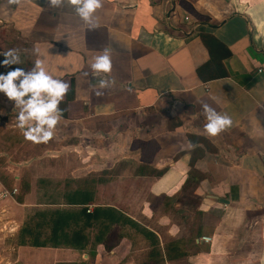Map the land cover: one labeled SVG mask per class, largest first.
Listing matches in <instances>:
<instances>
[{"label": "crops", "instance_id": "1", "mask_svg": "<svg viewBox=\"0 0 264 264\" xmlns=\"http://www.w3.org/2000/svg\"><path fill=\"white\" fill-rule=\"evenodd\" d=\"M204 36L215 41L211 51ZM105 48L112 70L97 76L90 61ZM8 49L19 50L22 63L2 66L0 55V74L30 71L41 58L69 84L57 128L71 152L56 157L54 136L46 150L31 152L26 171L15 166L14 185L25 186L19 206L54 184L55 161L68 159L67 176L78 177L80 191L95 187L86 206H112L124 216L128 233L118 238L136 257L127 264H264V0H103L91 24L71 6L0 0V52ZM204 65L211 66L201 77ZM101 78L115 84L98 89ZM204 104L231 116L232 126L203 134ZM16 117L14 102L0 93V127H16ZM45 160L46 173L34 168L43 170ZM6 177L1 191L12 182ZM110 181L112 203L103 205L99 188ZM125 191L136 197L127 210ZM71 202L61 206L83 207ZM29 247H12V263L23 262ZM54 249L43 250L53 264L78 262L77 251Z\"/></svg>", "mask_w": 264, "mask_h": 264}, {"label": "rangeland", "instance_id": "2", "mask_svg": "<svg viewBox=\"0 0 264 264\" xmlns=\"http://www.w3.org/2000/svg\"><path fill=\"white\" fill-rule=\"evenodd\" d=\"M61 130L62 129L56 128V146L54 147L55 150L59 153V155H57L56 157L60 158H62L65 153L71 152L70 148H67V146H69L67 142L68 140L62 139L65 138V134H63ZM77 140H79L78 136L76 138V141ZM44 144L45 143L35 144L25 140L23 135L21 134V131L17 127L12 126V124H10L9 126L0 127V177L7 176V179L12 178V182L7 186V191L14 186L18 189V194L16 196H7L8 198L3 196L2 191L0 190V264H13L12 260H14V258L12 256L13 252L11 251V248L15 247L16 245L24 247L31 246L29 247L31 248L30 251L23 250L20 252V254L22 255H20V257L23 261L20 264H53V258L51 257V255H47L43 251L45 248H52V244H49L46 241L48 237L51 236V231L50 228H48V225L43 222V217H37L36 213H42L39 211H43V213H45L46 215L44 219L48 220L49 215L55 210L66 212L70 210L78 211L79 209H81L76 206H61V204H67V202H69L75 195V193H77V191H80L82 187V183H79L80 180L78 179V177L72 178L70 176H67L68 169H66V166L71 162L68 159L66 163L63 162V159L60 161H55V183H51L49 188L48 186L42 187V191H37L36 193L34 192L31 198L25 200L26 202H31L32 205L28 206V203L26 204V206H19L16 203L18 197L21 195L23 196L25 192V186L14 185L16 183V179L18 178V175H16V171L14 170V168L17 165L16 167H19L21 169V173L22 169H24L23 171H26V167H28V164L31 167L30 163L32 162V160L29 158L31 157V152L35 151L34 149H36L37 147V149H39L40 151L46 150L44 149V146L48 143H46L45 145ZM78 144L79 142L76 143V145ZM80 160L81 158L79 154L77 162H79ZM46 163V160L41 162V164L44 165L43 170L42 166L41 168H39V166H35L34 168L46 173ZM91 177H93L92 179L96 178L94 175ZM27 178L33 179L32 175ZM118 178L119 176H117V179ZM105 179H110V176H105ZM121 179L126 182L128 177H122ZM39 183L40 182L36 184V189L39 188ZM109 183L111 184H105L103 185V188H99V192L103 196L100 203L103 205H111L112 203L110 195L112 194L111 189L113 187V183L111 181ZM94 188L90 187L89 191L87 192L95 194ZM29 189L32 190V186H29ZM28 192V194H30V191ZM87 192H84V194ZM133 193L134 192L128 191L124 192L125 203L131 197V200L127 202L128 206L127 208H125L126 210L130 209V206L133 208V205L136 202V197L132 196ZM47 196L49 200L47 199ZM47 201L52 202L48 209L45 207L37 206L40 205V203H44ZM71 203L78 205L79 202L74 201ZM83 207L85 208L89 206L84 205ZM96 208H98V206H95L94 209L93 207L91 208L93 213ZM102 209H106V211L112 210L113 212L110 214V217L107 216L108 220L99 218L97 221H92L90 227H88L86 224V229H84L83 233H85L87 236V244L89 250L77 251L79 254L76 257L74 256L73 259H76V261L78 262L73 263H81L82 261H85L86 264H127L129 260H131L130 262H132V260L136 258L134 257L135 255L124 251L125 248H128L129 246L127 245L128 242L123 241L125 244H120L122 243V241H119L118 238L119 233H128L125 228L129 226L120 224V220L123 215L112 206H104L102 207ZM79 224H82V222H79L78 225ZM118 224H120V229L117 227L119 226ZM71 228H75V226H72ZM132 231L133 230H130V233ZM13 235L14 237H10ZM34 239L39 242V246H33L32 243H34ZM98 239L100 244L106 245L105 249L102 250L101 248H99L97 251L98 257H96V259L94 260L89 259V261H87L85 255L91 254L89 253L90 251L96 253L97 246L99 244L94 245V242H96ZM138 244L140 245L139 241ZM139 245L136 246L139 247ZM61 249L62 248H55L54 250H57L56 252H58ZM82 253H85V255L82 256ZM16 255L17 254L15 253L14 257ZM143 257L144 256H141L138 259L142 261ZM58 259L59 257L57 256L56 260ZM153 259L154 260H149V262H155V259H157V257H153Z\"/></svg>", "mask_w": 264, "mask_h": 264}, {"label": "clouds", "instance_id": "3", "mask_svg": "<svg viewBox=\"0 0 264 264\" xmlns=\"http://www.w3.org/2000/svg\"><path fill=\"white\" fill-rule=\"evenodd\" d=\"M11 3H19L20 0H8ZM53 7L67 5L74 8L77 16L86 24H91L94 14L103 7V0H48ZM39 57L40 50L35 49ZM4 56L2 66L19 65L22 63L19 50L8 49L0 52ZM90 69L93 74H109L112 70L111 50L105 48L95 54L90 61ZM87 75V74H86ZM114 80L101 78L98 89L112 87ZM69 91V84L55 78L48 68L46 61L37 58L30 71L17 67L0 74V93H3L9 101L14 102L17 111L16 127L21 131L24 139L35 144L48 143L55 136L57 125L63 118V110L59 107ZM97 96L103 95L102 91H96ZM206 123L203 125V134L210 137L218 136L230 128L233 124L231 116L227 113H218L208 104L202 105ZM189 147L196 145L189 142Z\"/></svg>", "mask_w": 264, "mask_h": 264}, {"label": "trees", "instance_id": "4", "mask_svg": "<svg viewBox=\"0 0 264 264\" xmlns=\"http://www.w3.org/2000/svg\"><path fill=\"white\" fill-rule=\"evenodd\" d=\"M202 40L211 51L214 47L213 45L215 44V41L206 36L202 37ZM210 66L211 65H204L197 70V73L202 77L206 70H210ZM88 198H90L89 194H84L83 192L77 191V193H75L71 200L73 202H79L78 205L86 206L87 203L85 202L89 201ZM78 208L81 209H79L78 211L70 210L66 212L55 210L52 212L53 214L51 213L49 215L48 220L44 219L46 217L45 213H36L37 217H43V222L48 225V228H50L51 236L48 237L46 241L49 244H52V248L71 249L74 251L89 250L87 244V236L85 233H83L84 229H86V224L88 227H90L92 221H97L99 218L107 219V216L110 217V214L113 212L112 210L106 211V209L96 208L94 213H87V207ZM121 220L125 222L124 218H121ZM79 222H82V224L78 225ZM72 226H75V228H71ZM33 242V246H39V242L36 239H34ZM96 242H94V245L100 244L99 239ZM89 253H92L89 254V257L90 259H93L95 256L94 252L90 251Z\"/></svg>", "mask_w": 264, "mask_h": 264}, {"label": "built area", "instance_id": "5", "mask_svg": "<svg viewBox=\"0 0 264 264\" xmlns=\"http://www.w3.org/2000/svg\"><path fill=\"white\" fill-rule=\"evenodd\" d=\"M260 72V71H259ZM16 192H17V190L16 189H13V191L12 192H9V191H7V190H4V191H2V195L3 196H5V197H7V196H12V195H14V194H16ZM92 206L91 207H87V213H92ZM202 242H204V243H208L209 241H210V238H208V237H201V239H200Z\"/></svg>", "mask_w": 264, "mask_h": 264}]
</instances>
